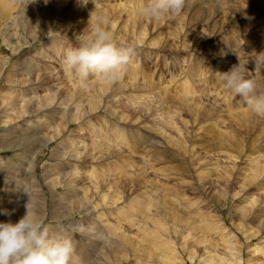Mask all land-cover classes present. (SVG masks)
<instances>
[{
	"label": "rangeland",
	"instance_id": "374dc122",
	"mask_svg": "<svg viewBox=\"0 0 264 264\" xmlns=\"http://www.w3.org/2000/svg\"><path fill=\"white\" fill-rule=\"evenodd\" d=\"M137 3L89 0L80 6L77 0H0V143L28 125L52 139L34 160L30 172L35 178L30 184L25 179L32 169L20 164L29 160L23 149L0 150V175L13 188L0 181L4 186L0 185V210L11 214L13 205L4 203L8 196L18 200L27 197V191L39 203L41 199L30 192H42L39 219L51 234L73 236L70 264H225L223 258L232 261L234 256H240V264H264V154L260 152H264V114L253 113L222 77L234 65L245 63L246 78L255 80L257 94L264 95V0H186L178 16L159 20L138 14ZM108 4L117 5L113 31L120 29L116 31L124 39L116 41L132 49V58L113 83L94 77L81 85L73 75L70 81L64 55L91 28L90 13L107 14ZM125 6L134 10L138 26L141 22L147 26L143 41L137 42L139 29L125 21ZM69 10L78 13L83 26L72 16L66 19ZM61 20L68 22L63 26ZM23 22L30 24L25 28ZM186 33L192 34L195 44ZM150 38L160 40L153 45ZM236 38L241 42L237 46ZM32 66L36 70L26 78ZM47 76L51 77L47 85L36 84ZM48 85L59 86L53 92L60 91L50 116L48 108L40 109L36 117L16 113L22 92L43 98L52 92ZM181 86L189 89L187 94L181 93ZM67 93L71 100L67 101ZM31 99L25 105L37 101ZM63 102L76 112L66 120L61 119L67 109ZM208 124H214L220 136ZM92 126L98 130L93 132ZM63 140V145H56ZM60 160L72 170L76 167L70 171L73 175L56 174ZM116 160L121 167L112 165ZM20 171L26 175L20 176L25 186L37 184L32 191L16 187ZM69 181L72 185L64 190ZM53 201H60L59 215H54ZM132 201L140 203L142 211L132 208ZM4 216L0 211V222ZM220 228L236 245L233 256L224 246ZM88 239L95 241V248L77 250L83 243L78 242Z\"/></svg>",
	"mask_w": 264,
	"mask_h": 264
},
{
	"label": "clouds",
	"instance_id": "9594fccd",
	"mask_svg": "<svg viewBox=\"0 0 264 264\" xmlns=\"http://www.w3.org/2000/svg\"><path fill=\"white\" fill-rule=\"evenodd\" d=\"M94 3V0H92ZM86 6L89 0H77ZM186 0H138L136 11L150 19L171 18L179 15ZM92 26L81 33L78 46L66 51L63 63L67 72L86 85L92 77H101L109 83L117 81L129 62L132 49L118 44L108 30V17L90 13ZM264 64V60H261ZM245 63L234 65L222 73L225 86L244 98L249 108L264 114V95L257 94L256 81L247 77ZM25 213L16 222H0V264H70L74 255L71 237L60 233L51 234L39 219L36 203L27 191ZM4 215H10L7 210Z\"/></svg>",
	"mask_w": 264,
	"mask_h": 264
},
{
	"label": "bare ground",
	"instance_id": "6f19581e",
	"mask_svg": "<svg viewBox=\"0 0 264 264\" xmlns=\"http://www.w3.org/2000/svg\"><path fill=\"white\" fill-rule=\"evenodd\" d=\"M137 2V1H136ZM55 3H58V2H55ZM110 3V2H109ZM118 3H119V1H118ZM121 3V2H120ZM119 3V4H120ZM113 4H114V2H113ZM119 4H118V6H119ZM108 6L111 8V10H109V11H111V12H109V13H107V14H105L107 17H108V22H109V24H107V28H108V30L109 31H111L112 33H113V35H114V37H115V39L116 40H121V39H124L123 38V34L122 33H120V32H117V31H119V30H117V29H115V31H113V29H114V27H115V23L117 22L115 19H116V17L114 18V16H118V13L117 12H119L118 11V9H116L115 8V6L117 7V5H114V6H112V5H109L108 4ZM122 6V5H121ZM256 6V5H255ZM74 7V6H73ZM72 7V8H73ZM120 7V6H119ZM123 7H124V5H123ZM133 7V6H132ZM132 7H131V9H132ZM110 8H108V9H110ZM127 7L125 6V9H126ZM134 8V7H133ZM73 9H77L76 7L75 8H73ZM72 9V10H73ZM79 9V8H78ZM124 9V11L125 12H128V14L126 15L127 16V18H125V21H127L128 22V20L130 21L129 22V24L128 25H130V26H135L134 28H136V29H139L138 30V33L137 34H139V36H140V38L139 37H137L136 39H138L137 40V42H140V41H143V39H144V35L146 34V32H147V26H145L142 22L140 23V25L138 26L137 25V22L134 20L135 18H134V16H133V13H134V10H128V9H126L125 10ZM55 10V9H54ZM52 11L53 13H56L57 11ZM60 10V9H59ZM75 11V10H74ZM74 11H72V14H71V12H70V10L67 12V13H70V14H67V18L66 19H68L69 20V18L72 16L73 18H75V20L76 21H74V22H78V24L80 23V25L81 26H83L82 24H83V22L81 21V20H79V17L77 16V14H73V12ZM77 11V10H76ZM198 11V10H197ZM235 11V10H234ZM237 11H238V9H237ZM27 13L29 12L28 10L26 11ZM31 12V11H30ZM59 12V11H58ZM117 13V14H116ZM122 13V12H121ZM121 13H119V14H121ZM132 13V14H131ZM227 13V12H226ZM116 14V15H115ZM195 14H197V13H195ZM0 15H1V9H0ZM55 15V14H54ZM81 15V14H80ZM84 15V13L81 15L83 18H85V16H83ZM130 15H132V17H131V19H130ZM136 15V14H135ZM38 16V15H37ZM178 16V15H177ZM229 16V15H228ZM234 16V15H233ZM42 18H43V20H44V17L43 16H41ZM40 17V18H41ZM53 17V16H52ZM135 17H137V16H135ZM141 17V16H140ZM239 17V16H238ZM55 17H53V21L55 20L54 19ZM72 18V19H73ZM35 19V18H34ZM33 19V20H34ZM87 19V18H86ZM120 19V18H119ZM175 19V18H174ZM235 19V18H234ZM32 20V21H33ZM43 20H39V21H43ZM71 20V19H70ZM235 20H237V19H235ZM119 21V20H118ZM27 22V21H26ZM26 22H23V23H26ZM68 21H66V20H61V22H60V24L61 25H63L64 26V24L66 25V23H67ZM127 22H125V25H126V23ZM240 22V21H239ZM36 24V22H31V24ZM40 23H42V22H40ZM76 23H74V25L76 24ZM122 23V22H121ZM233 27L237 30V32L239 33V31H238V27H235L234 25H236V23H237V21H236V23L233 21ZM29 24L30 23H26V26H25V28H27L28 26H29ZM59 24V25H60ZM118 24V23H117ZM232 24V23H231ZM23 25H25V24H23ZM42 26H43V24H41ZM69 25H72V23L70 22V24ZM77 25V24H76ZM91 25H92V23H91ZM123 25H124V22H123ZM117 26V25H116ZM124 27V26H123ZM247 27V26H246ZM48 28V27H47ZM63 28V27H62ZM78 28H79V26H78ZM82 28H84V27H82ZM81 28V29H82ZM127 28H128V26H127ZM24 29V28H23ZM80 29V30H81ZM204 29V28H203ZM260 29V28H259ZM49 30L52 32V34H53V30L51 29V28H49ZM76 30V29H75ZM83 30V29H82ZM81 30V31H82ZM117 30V31H116ZM122 30V29H121ZM124 30V29H123ZM133 30V29H132ZM235 30V31H236ZM47 31H48V29H47ZM65 31V30H64ZM189 31V30H188ZM203 31V30H202ZM230 31H232V30H230ZM247 31V30H246ZM76 32H77V30H76ZM80 32V31H79ZM248 32V31H247ZM254 32V31H253ZM46 33V32H45ZM44 33V34H45ZM116 33H119V37H116L117 36V34ZM132 33V32H131ZM195 33V32H194ZM230 34V33H229ZM236 34V33H235ZM33 35H36V34H33ZM126 35V34H125ZM188 35H190V36H188ZM187 35V33H186V38L187 37H189V38H191V36H192V34H188ZM136 36V35H135ZM201 36V35H200ZM41 37H42V35H41ZM156 37V36H155ZM8 38V37H7ZM24 38V37H23ZM31 38V37H30ZM223 38V37H222ZM225 39H226V37H224ZM17 39V38H16ZM32 39V38H31ZM157 39V38H156ZM155 38H150L149 39V43L150 44H153V45H155V44H157L159 41L158 40H160V39H157L156 40ZM192 39V38H191ZM205 39H208L207 38V35H206V38ZM241 39V38H240ZM262 39V38H261ZM261 39H260V41H261ZM201 40V39H200ZM243 40V39H242ZM234 41H236V46L238 45V44H240L241 42H238V40H237V38L236 39H234L233 40V42ZM259 41V40H258ZM27 42V39L26 40H23V42H21V41H19V40H17V44H20V43H26ZM192 42H194V44H195V38H193L192 39ZM230 42V41H229ZM232 42V40H231V44L233 43ZM197 43V42H196ZM223 43L224 44H227L228 42H226L225 40L223 41ZM259 44V43H258ZM152 45V46H153ZM186 49L189 47V44H188V40L186 41ZM197 45V44H196ZM199 45V44H198ZM233 45V44H232ZM234 45V46H235ZM195 46V45H194ZM233 46V47H234ZM11 48V47H10ZM185 48V47H184ZM227 48H229V47H227ZM185 50V49H184ZM39 51V50H38ZM218 52V51H217ZM217 52H216V54H217ZM45 54V53H44ZM31 55V54H30ZM219 55H222V54H219ZM41 56V55H40ZM44 56V55H43ZM252 56V55H251ZM258 56V55H257ZM257 58V57H256ZM258 61V60H257ZM260 61V60H259ZM26 62V61H25ZM256 62V61H255ZM4 64V63H3ZM2 64V65H3ZM26 64V63H25ZM32 64V63H31ZM36 66H32V68H30V70H27V75H25V77L27 78L29 75H30V73H32V71H34V70H36V68H35ZM49 68L50 66L49 65H47V66H45L44 65V69L45 68ZM35 68V69H34ZM27 69V68H26ZM43 70V69H42ZM52 70V69H51ZM54 70V69H53ZM64 70H65V72L67 73V75H68V78H70L69 80L71 81V74L69 73V72H67L66 71V69H65V67H64ZM135 71V70H134ZM25 72V71H24ZM137 72V71H136ZM26 74V73H25ZM55 76H57L56 74H55ZM51 77L50 76H47L46 78H44V79H40V78H38L37 79V81H36V84H40V85H47L50 81H51V79H50ZM93 78L94 77H92L91 79L93 80ZM96 79H101V80H103L101 77H95ZM249 78V77H248ZM52 79H59L58 77H56V78H53L52 77ZM96 79H94V80H96ZM135 79V78H134ZM68 80V81H69ZM93 80V81H94ZM100 80V81H101ZM28 81V80H27ZM104 81H106V80H104ZM59 83V82H58ZM130 83V82H129ZM16 84V83H15ZM28 84H29V82H28ZM77 84V83H76ZM92 84H94V82L92 83ZM20 85V84H19ZM105 85H107V84H105ZM184 85V84H183ZM222 85V84H221ZM49 86V85H48ZM71 86H73V85H71ZM101 86V85H100ZM136 86V85H135ZM38 87V86H37ZM45 88H47L46 86H44ZM49 87H52L51 85L49 86ZM58 88H59V86H57ZM57 87H55V85H53V87H52V92H50V93H48V94H44L42 97L43 98H40V96H37V95H35V93H34V95L35 96H33L32 94H31V92L29 93V92H27V93H25V92H22L21 93V95L23 96V98H22V102H21V106H20V108L18 107L17 109H18V111L16 112L17 114L19 113V115H20V113H23V114H27V116H31V115H34L35 117L37 116V114H39V110L40 109H42V108H48V110H47V114L49 115V113L50 114H52L53 112H52V110H54V108L52 107V105H53V103H54V100H55V98L57 99V94H58V92H60V91H56V92H53V90H54V88H57ZM86 87V86H85ZM71 88H73V87H71ZM94 88H96V87H94ZM107 87H101V88H99V90H104V89H106ZM126 88V87H125ZM217 89V88H216ZM180 90H182L183 92H181V93H184V92H186L185 94H187V91L189 90V89H187L186 90V88L185 87H182L181 86V89ZM28 91V90H27ZM33 91V90H32ZM82 91V90H81ZM73 92V91H72ZM96 92V91H95ZM100 92V91H99ZM180 92V91H179ZM198 92H200V91H198ZM9 93H12V90H11V92H9ZM70 93V92H69ZM197 92L195 91V94H196ZM102 94V93H101ZM137 95V94H136ZM177 95V94H176ZM97 96V95H96ZM123 96V95H122ZM181 96V98H182V95H180ZM179 96V97H180ZM32 97H37V101L36 102H32V103H30L29 105H25V102H29L30 100H32L31 98ZM66 97H69V98H67V101L68 100H71V94H68L67 93V96ZM86 97V96H85ZM95 97V96H94ZM130 97V96H129ZM139 97V96H138ZM11 98V96H9L8 97V100ZM90 98H93V95L92 96H89L88 97V99L90 100V102L92 101V99H90ZM133 98H135V96L133 97ZM137 98V97H136ZM135 98V99H136ZM12 99V98H11ZM10 99V100H11ZM66 99V98H65ZM86 99H87V97H86ZM94 99H96V98H94ZM93 99V100H94ZM184 99V98H183ZM61 100V99H60ZM79 100H81V98L80 99H78L77 98V102L79 101ZM89 100L87 101V102H89ZM139 100V99H138ZM200 100V99H199ZM35 101V100H34ZM176 101V100H175ZM178 101V100H177ZM43 102H45V103H43ZM57 102V101H56ZM62 102V101H61ZM131 103L133 102V101H130ZM64 103V102H63ZM55 104H57V103H55ZM67 102L66 103H64V105H65V107L67 108ZM86 104V103H85ZM164 104V103H163ZM11 105V106H10ZM74 105H76V103L74 104ZM87 105H89V104H87ZM90 105H92L91 103H90ZM187 105V104H186ZM192 105V104H191ZM59 106H62V105H59ZM193 106V105H192ZM9 107H10V109H12L13 110V105L11 104V101H9ZM61 108V107H60ZM183 108V107H182ZM189 108V107H188ZM193 108V107H192ZM195 108H197V107H195ZM202 108V107H201ZM204 108V107H203ZM212 108V107H211ZM79 109H81V108H79ZM164 109V108H163ZM184 109V108H183ZM240 109V108H239ZM243 109V108H242ZM66 110L68 111L67 113H66ZM63 113H65V114H61V119L63 118L64 120H66V119H68L69 117H71L74 113H76L72 108H70L69 110H68V108L66 109ZM164 110H166V113H167V111H168V109L167 108H165ZM174 110V109H173ZM205 110V109H204ZM250 111V110H249ZM187 112V111H186ZM205 112V111H204ZM244 112V111H243ZM46 113V112H45ZM164 113V112H163ZM176 113V112H175ZM199 113V112H198ZM250 113H252V112H250ZM254 113V112H253ZM161 114H162V112H161ZM170 114V113H169ZM169 114H167V115H169ZM208 114V113H207ZM248 114V113H247ZM46 115V114H45ZM166 115V114H165ZM217 115V114H216ZM242 115H244V113L242 114ZM50 116V115H49ZM161 116V115H160ZM173 116V115H172ZM245 116V115H244ZM250 116V115H249ZM167 117V116H166ZM165 117V118H166ZM215 117V116H214ZM223 116H221V118H222ZM251 117V116H250ZM254 117V116H253ZM161 118H162V116H161ZM218 118V117H217ZM219 118H220V116H219ZM218 118V119H219ZM238 118V117H237ZM246 118V117H245ZM160 119V118H159ZM164 119V118H163ZM170 119V118H169ZM192 119V118H191ZM254 120V119H253ZM252 120V121H253ZM158 121V120H157ZM167 121H168V119H167ZM166 121V122H167ZM170 121V120H169ZM231 121V120H230ZM249 121V120H248ZM48 121L46 120V122H45V125H47L48 127H49V123H47ZM151 122H152V120H151ZM156 122V121H155ZM184 122H186V120L184 121ZM60 123V122H59ZM152 123H154V122H152ZM251 123V122H250ZM56 124V123H55ZM58 124V123H57ZM230 124V123H229ZM153 125V124H152ZM155 125V124H154ZM184 126H186L185 125V123L183 124ZM209 125V124H208ZM232 125V124H231ZM230 125V126H231ZM59 126V125H58ZM91 126V125H90ZM157 126V125H156ZM51 127V126H50ZM56 127V125H54L53 126V128H55ZM93 127V129H92V131L93 132H95V131H97L95 128H94V126H92ZM208 128H210V129H215V130H217V131H215L216 133H217V137L218 136H220V130H218L217 129V127L214 125V124H210L209 126H207ZM138 128V127H137ZM156 129H158V127H155ZM163 128V127H162ZM230 128V127H229ZM239 128V127H238ZM21 129H24V131L21 133V132H15L14 133V136L11 138V139H9L7 142H5V143H0V150L3 148H6V147H13V148H21V149H23V151L25 152V154H26V156L25 157H27V159H29V160H27V162L25 163L24 161H20V164H22L21 165V168H24V167H27V169L29 170V169H32V170H29L28 172H27V174L26 175H28L29 176V178H27V179H25V180H27L28 181V179H29V184H30V182H31V180L30 179H34L35 177H34V173H33V175L31 174V172H33L34 171V168H35V166H34V160L37 158V156H38V152H42V150H43V147L44 146H46V144L50 141V140H52V139H49V138H45L44 137V133H42L41 132V130L40 129H37L36 131H34L33 130V127L31 126V125H28L27 126V128L25 127V128H20V130ZM28 129V131H29V134H27L26 133V130ZM56 130L58 129V127H56L55 128ZM120 129V128H119ZM187 129V128H186ZM15 130V129H14ZM101 130V129H100ZM178 130V129H177ZM227 130V129H226ZM53 131V130H52ZM230 131V130H229ZM92 132V133H93ZM222 132V131H221ZM224 132V131H223ZM91 133V134H92ZM115 133V132H114ZM123 133V131L121 132V134ZM228 133V132H227ZM226 133V134H227ZM111 134V133H110ZM117 134V133H116ZM107 135V134H106ZM124 136H125V134H123ZM263 135V134H262ZM118 136V135H117ZM123 136V137H124ZM127 136V135H126ZM51 137V136H50ZM53 137V136H52ZM100 137V136H99ZM104 137V136H103ZM53 138H55V137H53ZM125 138V137H124ZM127 138V137H126ZM173 138V137H172ZM130 139V138H129ZM147 139V138H146ZM175 139V138H174ZM126 140V139H125ZM62 141V140H61ZM177 141H179V140H177ZM225 141V140H224ZM41 142V143H40ZM126 142V141H125ZM174 142H176L175 140H174ZM173 142V143H174ZM226 142V141H225ZM63 143H65V141L63 140V142L61 143V142H58V143H56V145L57 144H59V145H63ZM177 143V142H176ZM175 143V144H176ZM116 144V143H115ZM114 144V145H115ZM174 145V144H173ZM42 148V149H41ZM111 148V147H110ZM262 147H260V149H261ZM264 148V147H263ZM40 149H41V151H40ZM66 150H67V148H65V151L63 152V154L66 152ZM178 150V149H177ZM257 151V150H256ZM260 152H262L263 154H264V152L262 151V150H260ZM262 153L260 154V155H262ZM62 154V155H63ZM15 155V154H14ZM24 156V155H23ZM77 156H79V155H76L75 157L77 158ZM263 156V155H262ZM253 157V156H252ZM30 158H31V160H30ZM253 158H255V157H253ZM262 158V157H261ZM256 159V158H255ZM263 159V158H262ZM119 160H120V158H119ZM118 162H120V161H117L116 160V162H114V163H112V165H116V167L117 168H119V167H121V166H119L120 164H117ZM123 162V161H122ZM262 162V161H261ZM65 163L66 162H63L62 160H60V161H57V167H58V169L56 170V174H58V175H61V176H66V177H69V176H71V175H73V173H71V175H70V171L72 172V171H74L75 172V166H74V168H73V170L72 169H70L69 168V166H66L65 165ZM121 163V162H120ZM256 164V163H255ZM254 164V165H255ZM53 165V164H52ZM20 166V165H19ZM54 166H55V164H54ZM113 166V167H114ZM106 167V166H105ZM260 169V168H259ZM48 170V169H47ZM52 170H54V169H52ZM31 171V172H30ZM58 171V172H57ZM164 171V170H163ZM119 174V173H118ZM26 175H24V174H22V171H20V174H19V178H18V182H17V185H16V187L17 188H24L25 190H29V192H30V190L32 191L33 190V188H35L36 186H37V184L35 183V185L32 187H27V186H25L24 185V183H22V181L23 180H21L20 179V176H23V177H25ZM5 180V181H4ZM78 180V179H77ZM0 181H3V182H1V183H4L5 185H7V188H9L10 190H13V188L11 187V186H9V179L6 177V176H2V175H0ZM71 181V180H70ZM70 181L68 182V183H66L64 186V190H65V188H67V187H69L70 185H72L71 183H70ZM14 182H16V181H14ZM33 182V181H32ZM31 182V183H32ZM51 182H52V180H51ZM54 183H56L55 181H54ZM116 183V182H115ZM99 184V183H98ZM0 185H2V184H0ZM24 185V186H23ZM74 185V184H73ZM3 186V185H2ZM4 187V186H3ZM39 191V190H38ZM75 191V190H74ZM73 191V192H74ZM66 192V191H65ZM32 193H34V194H32ZM30 192V194L32 195V196H35V197H38V198H40L41 199V201H39V203L37 202V199H34L35 201V203H36V211L38 212V215H41V209H42V206L44 207V203L42 202V200H43V198L44 197H41L42 195H43V193L42 192ZM144 193V192H143ZM142 193V194H143ZM104 196H102V198L101 199H103V198H105V195L106 194H103ZM21 196V195H20ZM10 197H12V196H10ZM28 197V196H27ZM27 197L25 196V198H19L18 200H16V199H14V200H12L13 198H9V196H8V198L7 199H9V200H6L4 203H5V205H9V204H12L13 205V207H12V212H11V214L10 215H5L2 219H1V221H7V220H11L12 222H16V221H18V219L20 218V217H22L23 215H24V213L25 212H23V211H25V204H26V199H27ZM39 199V200H40ZM45 200V199H44ZM16 201V203H14ZM52 201V200H51ZM60 202V201H59ZM59 202H54L53 201V203H52V210H54L55 211V213H54V215L55 214H57V215H59L58 214V209H56V206L59 204ZM131 206H132V208L134 207V209H136L137 208V211L138 210H140V211H142V206H141V204L140 203H136V202H134V201H132L131 202ZM7 208V207H6ZM5 208V206H4V209H6ZM64 208V207H63ZM121 209V208H120ZM144 211V210H143ZM10 213V212H9ZM118 213V212H117ZM119 214H121V212L119 213ZM45 215V212H43V216ZM93 226V225H92ZM95 226V225H94ZM71 227H72V225H71ZM98 227V226H97ZM104 228V227H103ZM78 229V228H77ZM105 229V228H104ZM221 229V228H220ZM225 229V228H224ZM87 231V230H86ZM221 231H223L222 233H221V236L223 237V241H224V246L226 245V249H227V251L230 253V255L231 256H233L234 255V253H233V251H235L236 250V245H234L233 244V242H232V240H230V239H228L227 238V236H229V234L228 233H225V230H223V228L221 229ZM98 233H100V232H98ZM86 234H87V232H86ZM95 234V233H94ZM97 234V233H96ZM90 235V234H89ZM100 235V234H99ZM225 237V238H224ZM72 239H73V236L71 237ZM83 242V243H82ZM79 244L80 243H82L79 247H77V250H79V249H82V248H86V247H91V249H94L95 248V241H92L91 239L89 240H87V241H79L78 242ZM123 245V244H122ZM87 250V249H86ZM98 251V250H97ZM84 252V251H83ZM80 255H82L81 254V252L79 253ZM96 254H97V252H96ZM222 260H225L226 261V263L225 264H235V261H237L238 260V264H240V256H234V260H230V259H225V258H223ZM86 261V260H85ZM236 263V264H237Z\"/></svg>",
	"mask_w": 264,
	"mask_h": 264
}]
</instances>
